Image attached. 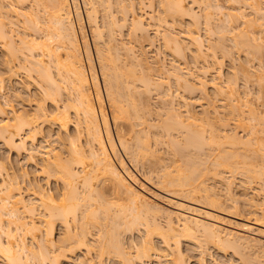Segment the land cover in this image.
Returning <instances> with one entry per match:
<instances>
[{"label": "bare ground", "instance_id": "obj_1", "mask_svg": "<svg viewBox=\"0 0 264 264\" xmlns=\"http://www.w3.org/2000/svg\"><path fill=\"white\" fill-rule=\"evenodd\" d=\"M195 1H190V3L187 0H161L160 4L165 9L166 16L175 19L177 16L180 17L181 13L188 11L195 14L192 7L199 0ZM232 1L234 3L235 0ZM12 2L14 4L11 2L5 4V0H0V95L3 98V103L0 101V140L17 154L25 153L28 162L33 159L32 163L35 161L34 164L39 163L35 160L36 153L42 154L37 167H40L39 171L45 179L47 188L37 180H29L25 170L22 173L23 177L20 173L21 179L23 178V182L28 180L29 187H25V189L31 188L33 191L31 194L34 195L32 199H25L22 195V191L25 190H21L24 183L21 181L22 185L20 186L19 180L8 182V178L12 179L13 176L9 171L10 162L9 159L0 157V259L4 264H66L72 260L71 257L75 255L76 250L79 251L81 248L89 250L92 246L89 245V240H86L84 228L79 226L81 225L79 220H83V213H85L83 210L90 209L93 204H96L91 203L93 200L98 202V198L102 199V194L105 193L103 189L106 190V186H108L107 188L111 187L109 189L117 194L126 195L130 199L131 207H128L127 210L121 207L110 215L108 208L103 207L105 204L102 200L103 206L99 201L100 205H97L100 208L94 205L98 209L93 207L90 210V216L93 214L94 217L98 214L97 219H107L110 222V228L107 230L104 227H98V234L105 238L103 244L96 246L98 256L102 254H109L111 257L117 256L125 260L126 264H135L136 260L140 264H152V257L160 260L162 256L171 260L173 264H187L183 256L184 252L180 248V242L184 239L194 240L200 253L204 252V248H202L204 243L216 246L220 251L230 248L232 252H238L237 254L240 256L242 254L238 250H244L250 246L252 249L258 247V251L261 249L264 256V213H260L262 218L254 215L253 220H249L248 217V220L245 219L244 222H235L230 217H226L227 215L236 218L238 213L220 208L221 202L218 194L213 188L204 184L206 180L202 177H207V175H201L207 158L203 157L202 159L201 157L200 159L194 155H196L195 152H199L197 153L199 156L204 151L202 150L203 146L208 148L212 144H214L212 146L219 145V147L223 145V149L212 161L213 165L219 168L215 172L218 179L221 176V169L231 173L239 170L240 175L241 172L247 173L248 177L246 174L243 175L251 183V180L258 178L260 181L262 179L264 169L262 168L263 171L260 172L261 167L253 170L247 165L246 168H243L245 170L241 168V171L238 168V163L243 157L247 158L248 156L237 153L234 148L239 144L244 145L245 142L234 134L224 135L222 136L224 141L222 138L219 140L217 138L220 135L215 130L214 132L218 133V136L217 134L211 136L213 128L210 132L211 135H206V138L203 135L206 129L204 130L202 125L200 126L204 130L203 134L202 131H199V125L197 130L193 129L192 126L195 125L194 122L198 118L195 119L191 111L189 113L187 111L186 116L183 117L180 112L176 111L175 106H170V104L174 105L175 100L172 99V104L170 97H173V92L170 91V84L167 83L168 87L165 88V85L163 87L162 84L154 81L150 73H146L142 58L139 55H129L130 52L132 53L130 48L132 46H127L126 42L120 43V40H117L118 43L116 42L115 32L125 26L127 21L130 22L129 26L131 25L129 35L134 36L136 31L138 33L144 31L141 34L145 35L147 27L145 28L144 17L134 14L132 10L135 5L134 1L43 0L42 8L39 7V0H12ZM141 2L143 4V1L140 0L139 3ZM235 2H237L236 7H232L235 11H227L226 14L219 3L211 5L210 2H207L206 6L202 4L206 8L207 5L214 7L217 14H224L229 18V20L225 19L229 23L223 21L217 26V33L218 31L219 33L226 31L233 33L237 30L236 28L240 25L235 26L237 23L235 25L233 22V24L231 23L232 16L233 20L235 15L237 19L239 18L237 16L240 15L242 21L246 22L245 14H243L244 5L252 8L258 20L260 17L264 18V10L260 1L236 0ZM187 3H190L191 7L190 4L187 6ZM232 12L233 14L236 12V14L233 15ZM116 13H120L121 22ZM130 14L132 17L128 18ZM207 16L205 17V19L207 18L205 27L213 23L211 22L213 20H211V13L207 12ZM150 17L153 18L154 15L150 14ZM174 19L171 20L174 21ZM16 22L20 23L21 30L11 27ZM226 22L228 24H225ZM249 22L248 24L251 25V21ZM168 24L167 22L164 26H168ZM173 24H169V27H174ZM16 25L19 27V24ZM208 28L206 29L208 30ZM159 31L160 29H155L157 34L161 33ZM164 34L166 35L163 36V43L167 50L169 48L171 54L180 56L182 45L178 38L171 37L168 33ZM242 34L248 35L244 31L239 33L238 38ZM117 35L120 34L117 33ZM244 35H242L244 40L241 39L239 42V39L235 40L234 38L233 43L239 46L242 41L246 42L249 38L251 40L250 36L245 39ZM192 39L197 44L198 49H196L200 51L201 38L196 36ZM220 49L222 50V47ZM121 50H123V54ZM213 51L215 52V50ZM121 54L122 56L126 55L122 57ZM129 56H132V60H129ZM121 57L122 60L124 59L123 63H121ZM125 59L131 61H128L129 65ZM124 62H127V68L124 67ZM20 69L26 72H24L27 76L25 81L16 78V75H20ZM170 76L178 85L181 83L186 87L192 85L178 69L171 70L167 78ZM187 83L188 85H186ZM31 85H34L36 89L33 94H31ZM154 91L158 95L157 97H161L162 100L165 96L168 97L167 101H164L166 98L163 100V103L165 102L166 105L167 102L171 111L164 109V112L161 108L164 116L152 113L151 104L146 103V99L150 97L147 94ZM229 93V95L234 93V87L230 86ZM22 94L28 96L27 107L19 110L12 108L11 97L19 98ZM176 95L177 93L174 98ZM184 102L186 103V101ZM231 105L234 107L231 106L230 110L238 109L235 104L231 103ZM238 110H235V113ZM251 110L253 111V109ZM200 120L202 121V119ZM198 121H196L197 124H202ZM150 134V137L155 140L153 142L155 144L161 142L165 135L168 136L170 143L166 145L167 147L171 146L169 148L173 154L175 151L176 153L180 152L182 156L186 155L184 157L187 159H183L184 165L181 163L182 168H179L181 165L177 167L176 174L172 175L171 172L165 171L161 175L159 172V175L154 177L157 187L172 198H162L159 196L161 194L158 195L151 191L147 194L144 183L138 181V177L124 159L126 157L135 168L141 166V168L148 169V172L153 175L152 172L156 168L152 169V161L154 165H157L154 157L158 158L157 161L160 160L158 151L157 157L154 155L157 146L156 150L155 147L153 150L152 146L154 145L151 144V146L149 143L151 141H148ZM53 135H55L56 142L60 144L58 150L54 147L50 148L49 144L38 145L36 143L39 138L46 140ZM175 137L181 138V142ZM226 142L230 144L229 148L236 145L232 148L234 150H224L226 148H224V144L228 146ZM206 143H210V145L205 146ZM150 156L154 160L150 158L151 163L147 164ZM204 159L206 162H203ZM247 164L249 163L247 162ZM207 167L205 165V171ZM51 177L53 180L50 179ZM148 179L153 180L152 176H149ZM49 180L54 181L53 187L50 186ZM136 184L140 185L141 190L135 187ZM230 184L226 185L230 186ZM22 187L24 189V186ZM186 202L200 207H193ZM260 205H264V199ZM80 207L83 208V210L80 209V212L83 213L78 212ZM36 208L40 210L39 223H37L39 217L38 221L35 219L37 222L32 217L38 215ZM262 210L264 207H261ZM77 212L80 215L83 214L82 217L77 218ZM146 213L149 215L161 214L165 217L166 224L163 225L156 219L154 220V215L153 220L143 219L147 217ZM221 214H225V216ZM26 215L28 216L26 217ZM70 216L73 222L70 220ZM28 217L30 219L26 220ZM55 221H58L66 231H63L62 238L60 236L59 238L53 237ZM73 223H77L76 226H79L80 232H75V228L78 230V227H75ZM70 226L74 232L70 231ZM121 226L124 228H121L124 233L131 231L135 226H141L146 235L141 240V244H139L141 247L137 248L139 249L136 251L137 253L132 255L133 257L129 256V250L120 237L121 230L118 228ZM152 234L160 238L163 247L165 250L168 249V252L160 253L161 249L159 250V247L151 241ZM27 236L31 238L30 243L26 242ZM200 240L203 242L200 243ZM56 242H61V244ZM130 246L128 247L130 248ZM244 251L242 252L244 253ZM243 261L249 263L250 259L246 262L245 259ZM76 264L102 263L94 262L89 257L78 260Z\"/></svg>", "mask_w": 264, "mask_h": 264}, {"label": "rangeland", "instance_id": "obj_2", "mask_svg": "<svg viewBox=\"0 0 264 264\" xmlns=\"http://www.w3.org/2000/svg\"><path fill=\"white\" fill-rule=\"evenodd\" d=\"M9 1V0H8ZM134 1L133 3L135 5H133L134 9L133 12L134 14L138 15V16H142L144 23H145V35L141 34L144 33V31L139 32L136 31L134 36L132 34L129 35V31L131 29V25L129 26L127 21V24L123 27H121V31L120 29L117 30L116 33V42L118 43V41L120 40L122 42H126L124 44H126L127 46H132L130 47L132 50V53L129 55H139L142 58V63L144 64V68H146L145 70L147 71L146 73H150V76L154 79V81H156L157 83H160L163 85V87L167 88L168 86L166 85L167 83L170 84V91L172 90V98L171 99V103L173 104V100H174V105L170 106H175L177 108L176 111L180 112L181 115L183 117L186 116L187 111L189 113V111H191L193 114V117H195V119L199 120L200 123L202 124H197V120L194 122L195 125H193V123H191L192 128H196V130L198 129L197 127H199L200 125L204 126V130L201 128V126L199 127V131H204V136L209 135L211 132V129L213 128V133L211 136H218V133L220 135L219 138L217 139H221L222 141H224L223 137L224 135H236L238 137H240V139L243 140L244 145H240L239 146L236 145L229 148L230 144H228V146L226 144H224V150H230L234 147V151H236L237 153L243 154L248 156L247 158H244L238 163V168L241 170H245L243 168H246L247 165H249V168L251 167L253 170L254 169H261L259 170L260 172H262V168L264 169V18L260 17V19L258 20L256 15L254 14L253 10L251 7L247 6L245 7L244 5V9H243V14H245V19L246 22H243L242 17H239L238 19L230 18L231 23L233 22L234 25L235 23H237L235 26L240 25L238 28H236L237 30H235L233 33H227L225 34L223 33H218L216 32V28H218L217 26L220 25L223 21H227L225 20L227 17L226 15L224 16V14H217L216 9L214 7H205L206 4H218L219 6L223 7V12L226 14V12H231V11H235L237 2L232 0H197L198 2L195 3L193 5V9L192 11L196 12L195 14H192L190 11L189 14L186 13L185 15H183L184 13H181L179 16L180 17H176L171 18L169 16H166V11L165 9L161 6L160 1L161 0H141L143 1L140 2V0H132ZM139 1V2H138ZM168 1V0H167ZM186 1V0H185ZM191 2H193V0H190ZM189 0H187V2H190ZM200 1H203L202 3H199ZM261 2V6L262 9L264 10V0H258ZM11 3L12 0H10ZM7 2V0H5V4L6 3H10ZM40 4L39 7L42 8L43 7V0H39ZM190 2V3H191ZM194 2H196L194 0ZM205 2V3H204ZM208 2V3H207ZM186 5V2H184ZM187 3V6L190 4ZM214 3V4H213ZM14 4V3H13ZM204 4V5H202ZM221 4V5H220ZM242 4V3H240ZM243 5V4H242ZM115 7V6H114ZM191 7V4H190ZM204 7V8H203ZM233 7V8H232ZM164 9V10H163ZM225 10V11H224ZM262 10V12H263ZM165 11V12H164ZM207 12L208 14L211 13V22L213 23H209L210 28L205 27V22L206 19L205 17L207 16ZM131 13V12H129ZM118 14V13H116ZM120 14V13H119ZM116 15L117 17H121V15ZM133 14V13H132ZM150 14L154 15L153 18L150 17ZM191 14V15H190ZM230 14V13H229ZM233 14V12H232ZM236 14V12L234 13ZM233 14V15H234ZM238 15V14H237ZM264 15V12H263ZM262 15V16H263ZM130 15H128V18H131ZM176 16V15H175ZM119 17V20L121 19ZM208 17V16H207ZM210 17V16H209ZM230 17V16H229ZM14 19V18H13ZM163 19V20H162ZM171 19H174V21H172ZM229 20V18H227ZM15 20V19H14ZM130 21V20H129ZM164 21L167 23H169L171 25V23H174L172 26L174 27H169L170 25L168 24V26H164ZM249 21H251V25H249L248 23H250ZM121 22V20H120ZM119 22V23H120ZM228 22V21H227ZM225 24H228V23ZM163 23V24H162ZM232 23V24H233ZM240 23V24H239ZM19 24V27L16 25ZM15 25H12L11 27L13 29H18L21 30V26L20 23L16 22ZM22 24V23H21ZM159 26V27H158ZM158 28L160 29L159 34H157L155 32V29ZM208 28V30L206 29ZM244 31L247 32V36L251 37L247 39L245 36V41H242V43L238 45H235L233 42V39L235 38V40L239 39V42H241V39L244 40L242 38V35L240 38H238L239 33H243ZM120 32V33H119ZM19 33V32H18ZM120 34V35H117ZM122 33V34H121ZM137 33V34H136ZM164 33H168L171 37L175 36L178 38L179 43L183 46H181L180 48L182 49V53L179 55H174L171 54L172 52L169 50H167V47L164 45L163 43V36H165L166 34ZM225 34V35H224ZM19 35V34H18ZM144 37H143V36ZM222 37H221V36ZM224 35V36H223ZM200 37L201 41H202V47L199 50L197 46V44L195 42H193L194 39H192V37ZM240 36V35H239ZM243 36V37H244ZM256 38H254V37ZM191 37V38H190ZM142 38V39H140ZM253 39H255L254 41H252ZM118 40V41H117ZM138 40V42H136ZM142 42H141V41ZM250 41V42H247ZM254 43H252V42ZM238 43V41H237ZM249 43V47L247 46V44ZM140 44V45H139ZM196 44V45H195ZM225 46H223V45ZM242 44V45H241ZM245 44V45H244ZM120 45V44H119ZM220 47H219V46ZM256 45V46H255ZM216 48H215V47ZM218 46V48H217ZM246 46V47H245ZM222 47V50L220 49ZM248 47V48H247ZM133 48V49H132ZM184 48V50H183ZM197 48V49H196ZM214 48V49H213ZM225 50H224V49ZM247 48V49H246ZM254 49V50H253ZM215 50V52L213 51ZM122 54H123V50ZM120 51V52H121ZM171 53H170V52ZM134 52V54H133ZM214 52V53H213ZM228 53V54H227ZM121 54V56H122ZM126 55V54H125ZM125 55H123L122 57H125ZM138 56V57H139ZM121 57V63H123L124 59L122 60ZM127 57V56H126ZM129 60H132V56L128 57ZM128 59H125V61H129ZM127 62H124V67L127 68ZM131 62V61H129ZM128 62V65L130 64ZM133 62V61H132ZM126 64V65H125ZM122 65V64H121ZM261 65V66H260ZM123 66V65H122ZM131 67V65H130ZM137 67V66H136ZM135 68V66H134ZM139 68V67H138ZM136 69V68H135ZM178 69V71L183 75V77L188 79V82H190L191 87H186L183 85V83H181V85L177 84L173 78H167V75L169 76L171 70H175ZM1 70V69H0ZM23 69H20V75H16L17 79H20L22 81H25L27 78V76H25L24 74V70L21 71ZM139 70V69H137ZM144 70V69H143ZM144 70V71H145ZM169 71V72H168ZM22 72V73H21ZM26 73V72H25ZM169 73V74H168ZM15 84V82H13ZM189 84V85H190ZM165 85V86H164ZM188 85V83L186 84ZM7 88L9 89L8 84L6 83ZM230 86L234 87V93L232 95H229V91H230ZM31 94H33L36 89L34 85H31ZM6 89V90H8ZM175 91V93H174ZM12 93V92H11ZM176 98H174L175 94ZM13 94V93H12ZM151 94V95H150ZM147 94L149 95V99H146V103H150L151 104V109L153 110L152 113H154L155 115H159L162 114L164 116V109H169L170 107L167 106V102L165 105V102L163 103V100L167 98L165 96H163V100L161 97V99H159L157 96V94H155V91ZM146 95V96H147ZM179 95V96H178ZM146 98V97H145ZM186 101V103L183 101ZM149 100V101H148ZM162 100V101H161ZM0 101L1 103H3V98L0 95ZM176 102V103H175ZM11 106L14 109H21L23 107H27V104L29 103L28 101V96L27 94H22V96L20 95L19 98L12 96L11 97ZM188 103V104H187ZM235 104L237 106V108L239 109H232L230 110V107ZM164 104V105H163ZM169 104V102H168ZM162 106V107H161ZM167 106V107H166ZM10 107V106H8ZM175 107H173V109H176ZM162 108L163 111H161L160 109ZM232 108V107H231ZM236 108V107H235ZM253 109V111L251 110ZM238 110L237 113H235ZM157 111V112H156ZM168 111V110H166ZM171 111V110H170ZM232 111V112H231ZM156 112V113H155ZM159 112H163V113H159ZM169 112V111H168ZM234 112V113H233ZM153 114V115H154ZM254 115V116H253ZM205 118H207V123L206 120H204ZM253 118V119H252ZM261 118V120H260ZM192 119V118H191ZM202 119V121L200 120ZM193 120V119H192ZM192 120L189 119V121L193 122ZM198 121V122H199ZM262 121V122H261ZM224 122V124H222ZM212 125H211V124ZM254 124V125H253ZM197 125V126H196ZM199 125V126H198ZM210 126V127H209ZM254 128H253V127ZM208 129V130H207ZM210 129V130H209ZM214 130L216 132H214ZM198 131V132H199ZM209 132V133H208ZM208 133V134H206ZM153 135V134H152ZM151 134L148 136V141L150 145H154L155 150H156V146H157V150L154 153V155H156L157 151H158V157L160 161H157L158 158L156 159L154 157V159H152V157L150 156L147 160V164L148 162H150V158L152 160H154L157 165L152 164L153 168L151 166V168L155 170L152 172L153 175H151L150 172H148V169L145 168H141V166L136 167L129 162V160L124 157V155L122 154V156L124 157V159L126 160L127 164L129 165L130 169L133 171L134 174H136V177L138 179V181H141V183L143 185H145V192L147 194L149 193H157L159 196H161L162 198H172L170 195H167V193L163 192L162 189H160L159 187H157V185L154 182V177H156V175H159L158 173L160 172V175L162 174V172L165 173V171L171 172L172 175L176 174L177 172V167L180 166L179 168H182V164L184 165V160L183 159H187L186 155H183L180 152H175L174 150V154L171 151V146L167 147V143L169 142V137L168 136H164L161 140V142H159L158 144H155L153 142H155V140L153 139V137H150ZM154 136V135H153ZM208 136V137H211ZM55 135H53V137H50L49 139L46 140H41V138L38 139V141H36V143L38 145H47L49 144V147L52 148L54 147L55 149L60 147V144L56 142V140L54 139ZM149 138H151L149 140ZM207 138V136H206ZM216 138V137H215ZM175 139H180L181 142V138H176ZM55 140V142H54ZM154 140V141H153ZM53 141V142H52ZM164 141V142H163ZM210 145V143H206L205 146ZM216 144V143H215ZM214 145V144H212ZM211 145V146H212ZM226 145V146H225ZM208 148L204 147L202 148V150H204L203 152H201V154H198L199 152H195L196 155H194V157H203L206 159L207 158V162L205 161V159L203 160V162L205 161V165L207 168L206 171L204 170L203 167V172L201 173V175L203 176L204 174L207 175V177H202L205 178V182L204 184L210 186L211 188H213L216 192V194H218L219 199H220V208L222 207V209L224 208L225 210H233L236 212V214L238 213V215H236L237 217H232V216H227L226 217H230L231 220H235V222H244L245 219L248 220H253L252 218L258 217L260 216L261 218L264 216H261L260 213H264V210L261 211V207H264V205H260L264 199V185L261 186V184H264V175L262 176V179L259 181V179L257 178V180L255 178V180H251V183L249 182L250 180L247 179L248 175L247 173H243L240 175V173H238V171H234V173L229 172V171H224L221 169V176L220 179H218L215 175V172H217L219 170V168H216L212 161L216 158V156L218 155V153L221 151V149H223V145H221L219 147L218 146H212V147ZM62 147V146H61ZM172 147L173 144H172ZM177 147V146H175ZM222 147V148H221ZM205 148V149H204ZM62 149V148H61ZM173 149V148H172ZM175 149V148H174ZM45 150V149H43ZM42 150V151H43ZM170 152H169V151ZM176 150V149H175ZM121 152V151H120ZM172 152V153H171ZM194 153V154H195ZM179 154V155H178ZM181 154V155H180ZM160 155V156H159ZM182 156V159H181ZM191 156V155H190ZM0 157L4 158V159H9L8 161L10 162V174H13L12 179L8 178V182H13L14 180L18 181L21 183V181L23 182V178L21 179L20 173H24L23 171L26 170L27 172V176L28 179L30 180H37V182H39L41 185H43L44 187L47 188V185L45 183V179H43V176L41 175L42 173L39 171L40 167H37L40 163L39 158L42 157V154L40 152L36 153L35 155V160L39 163H35V161L30 159V162H28L29 160L26 159V155L25 153H16V151L14 150H10V148H7L3 141L0 140ZM157 157V155H156ZM161 158V159H160ZM26 159V160H25ZM182 160V161H181ZM202 161V160H201ZM247 162L249 164H247ZM151 163V162H150ZM149 163V164H150ZM160 163V164H158ZM179 163V164H178ZM246 163V164H245ZM243 166V167H242ZM166 168V169H165ZM178 168V169H179ZM137 169V170H135ZM140 169V170H139ZM209 169V171H207ZM218 169V170H217ZM156 171V172H155ZM148 172V173H147ZM236 172V173H235ZM264 174V172H262ZM261 173V174H262ZM246 174L247 177H245ZM250 174V173H249ZM260 174V175H261ZM153 178V180L148 179L149 176ZM220 175V174H219ZM23 177V174H22ZM145 177V178H144ZM6 178V177H5ZM17 178V179H16ZM224 180H223V179ZM52 179V177L50 178ZM146 179V180H145ZM226 179V180H225ZM53 180V179H52ZM50 181L51 185L53 187V185L55 183H53L54 181ZM28 180L24 181L23 185L22 183L20 184L21 186V190H25L22 191L23 192V196L24 198H29L32 199V197L34 196L33 194H31L33 191L31 190V188H27L25 189V187H29L28 186ZM153 181V182H152ZM225 181V182H224ZM229 181V182H228ZM262 181V182H261ZM15 182V181H14ZM249 182V183H247ZM136 183V182H135ZM134 183V184H135ZM227 183H231L230 186L226 185ZM108 185V184H107ZM106 186V185H105ZM110 186V185H109ZM149 188H148V187ZM156 186V187H155ZM31 187V186H30ZM108 186H106V190L103 189L105 191V193L103 192L102 194V199L101 197L98 198V202L101 201V205H102V200L103 203L105 204V206L108 208L109 210V214H113L115 212V210L120 209L121 207L124 208L125 210L128 209V207H131V202L130 199L127 198L126 195L124 194H117L114 191L110 190L111 187L107 188ZM135 187H137L138 189L141 190V187L139 184H136ZM149 190V191H148ZM154 190V191H153ZM151 191V192H150ZM101 199V200H100ZM237 200V201H233V200ZM34 200V199H33ZM97 201V199H95ZM98 202H95L94 200L91 202L96 203L93 204V206L89 209H85L83 210L82 207L79 208L83 210V212L85 211L86 216L82 217L80 213H78L77 218L79 216L82 217L83 220H79V222L81 221V225L79 226H83L82 228H84V234L86 236V240H89V245H91L92 249L90 248L89 250H85L82 249L81 250H76L75 251V257L74 256H70L72 260H70L69 262H67L66 264H74L75 262L77 263L78 260H83V258H91L92 260H94V262H98L100 261L102 264H126V261L119 258V257H115L111 255H107V254H102L100 256L97 255L98 253V249H97V245H101L103 244L105 238L101 237L98 233V227H104L106 230L110 228V222L107 219H97V216L93 217L90 216V210H92V208L94 207V205H100ZM188 203V202H186ZM91 204V205H92ZM190 204V203H188ZM97 205V206H98ZM133 205V202H132ZM193 207H200L197 206L195 204H190ZM95 206L94 209H98V207L100 208V206ZM85 207V206H83ZM235 207V208H234ZM38 208V207H37ZM36 208V213L38 212L37 216H32L34 218V220L38 219L39 217V221L36 222L39 223L40 222V210L41 208L39 207L40 210H37ZM105 209V208H104ZM223 209V210H224ZM257 209V210H255ZM87 210V211H86ZM107 210V209H106ZM228 211V212H229ZM231 211V212H233ZM260 211V212H259ZM257 212V213H255ZM107 213V214H108ZM144 214V213H143ZM147 214V213H146ZM145 214V216H146ZM149 214H147V217H144V215H142L143 219L150 221L153 220V215H154V220L156 219V221L160 222L161 224L165 225L166 224V219L165 217H163L161 214H153V215H149L151 217L148 216ZM222 216L225 214H221ZM254 215H256L254 217ZM258 215V216H257ZM28 215H26L27 217ZM96 218V219H95ZM99 218V217H98ZM233 218V219H232ZM242 218V219H241ZM30 219L29 217L26 218V220ZM240 219V220H239ZM70 220L71 216H70ZM143 220V221H145ZM73 222V220H72ZM74 224V223H73ZM77 224V223H76ZM76 224H74L75 227V232L79 230V226ZM79 224V223H78ZM43 225V224H42ZM41 225V226H42ZM54 238H59V236L61 237L64 231V228L62 227V225L60 226V223L58 221H55L54 223ZM70 225L72 226V223H70ZM70 226V231H73L74 227L71 228ZM44 227V226H42ZM42 230H44V228H42ZM123 226H121L120 229ZM63 228V229H62ZM141 226H135V228L131 229V231H125V233L121 230L120 233V237H122L123 242H125L124 244L127 246V249L129 250V256L133 257L132 255L136 254L141 246L139 244H141V240L144 237V232L142 230ZM72 229V230H71ZM124 229V228H122ZM137 229V230H136ZM264 229V227H263ZM66 232V231H64ZM74 232V231H73ZM83 232V231H82ZM123 232V233H122ZM72 233V232H71ZM143 234V235H142ZM146 236V235H145ZM157 235H151L152 238V242L153 244L155 243V245H157L159 247L160 253H164L166 252L168 249L165 250V247H163L164 245L162 244L160 238ZM62 238V237H61ZM5 239V237H4ZM182 242H180V248L181 250L184 252L183 256L185 257V261L187 264H264V256L261 253L258 254V247L254 249H252L250 246L247 249L244 250H238L241 251V256L240 254H237L238 252H232V250L226 249V251L223 250H219L216 246L210 245V244H202V248H204V252L200 253L199 248L197 247V244L194 243L195 241H191V240H181ZM191 241V242H190ZM201 241V240H200ZM26 242L30 243L31 242V238L30 237H26ZM203 241H201L200 243H202ZM57 244L59 242H56ZM61 244V242L59 243ZM129 245L130 248L128 247ZM139 247H138V246ZM204 245V246H203ZM197 247V248H196ZM246 248V247H245ZM240 249V248H239ZM256 249V250H255ZM165 250V251H164ZM169 251V250H168ZM167 251V252H168ZM244 251V253L242 252ZM240 253V252H239ZM204 254V255H203ZM202 257V258H201ZM245 262L246 260L250 259V262L248 263H244V259ZM248 258V259H246ZM152 264H173L171 262V260L169 259H165V257L163 258L162 256L160 257V260L158 262V260H156V258L152 257ZM156 260V261H155ZM138 260H136L135 264H140L139 262H137ZM75 263V264H76ZM0 264H4V262L2 261V259H0Z\"/></svg>", "mask_w": 264, "mask_h": 264}]
</instances>
